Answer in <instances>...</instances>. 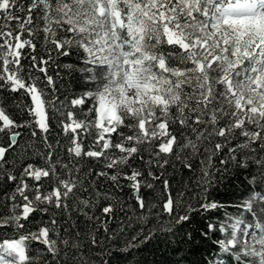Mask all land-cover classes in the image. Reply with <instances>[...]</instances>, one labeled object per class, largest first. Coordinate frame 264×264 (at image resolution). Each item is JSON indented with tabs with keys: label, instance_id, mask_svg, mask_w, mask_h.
Returning a JSON list of instances; mask_svg holds the SVG:
<instances>
[{
	"label": "trees",
	"instance_id": "trees-1",
	"mask_svg": "<svg viewBox=\"0 0 264 264\" xmlns=\"http://www.w3.org/2000/svg\"><path fill=\"white\" fill-rule=\"evenodd\" d=\"M243 1L247 0H200V8L204 10L211 4L224 10ZM164 2L165 6L150 13L157 26L146 24L144 28L141 45L146 58L137 71L139 83L147 86L151 93L160 95L164 103L148 104L141 110L120 106L121 121L117 127L121 128L118 132L122 131L126 136L130 135L132 141L140 142L137 144L138 153L129 158L127 165L104 169L109 176L120 173L118 181L113 182L98 175L103 168L102 161L70 159L69 145L64 142L61 128L51 121L49 142L56 144L59 141V147L52 152V162L59 172L60 163L55 160L59 153L60 161L72 166V175L64 178H79L85 189L69 198L67 210L50 211L58 222L61 238L75 240L74 235L66 233L80 232V242L83 243V234L87 232L88 239L95 237L99 241L89 248L82 246L77 253L85 260L90 258L91 264H248L234 253V247L228 243L233 225L243 216L252 223L259 221L264 224V113L237 106L236 97L226 82L223 65L195 43L194 32L185 33L184 23L189 24L193 19L181 20L184 22L181 23L183 10L172 13L174 1ZM21 3L27 8L31 0H21ZM41 4L42 8L32 13L33 25L38 27L31 37L25 38H31L35 43L33 54L43 58L48 56L46 49L53 47L45 39L44 27L56 39L67 40L71 54L56 57L53 52L55 63L48 65L49 74L59 77L56 95L68 105L65 110L73 111L80 119L90 108L98 123L96 95L112 84L111 74L105 64L99 63L89 52L87 31L81 30L85 19L96 15V4L90 0H41ZM18 15L26 17L27 12ZM39 16L41 21L37 19ZM118 42L121 50L127 52L133 40L124 30H119ZM65 64L72 68L65 69ZM86 93L91 101L85 97ZM82 97L86 98L85 105H71L72 99ZM0 98L4 100L0 106L18 122L29 119L27 114L17 115L12 106V100L19 101L21 93L0 88ZM25 102L30 103L27 99ZM195 120L200 124L196 125ZM161 125H173L169 130L182 144L190 140L196 144L198 150L195 154L191 146L180 150L174 144L175 155L156 157L158 146L154 144L165 132ZM201 125L206 132H217L227 127L230 132L247 133L249 138L239 136L224 140L213 136L207 141L198 140L193 129ZM17 131L21 133L17 138L18 146H23L28 154L26 159L17 161V173L29 163L43 167L41 156L32 155L34 149L42 154L49 151L41 141L42 134L37 130V136L33 137L27 128ZM81 135L78 130V142ZM109 137L117 139L116 133H109L107 139ZM145 140L152 143L143 144ZM6 141L7 138L0 134V146ZM216 143L223 144V147L215 149ZM82 148L95 150L87 137ZM105 151L118 154V150ZM132 169H139L143 174L138 195L145 207L140 206L135 190L129 186L131 182L124 178ZM89 172L97 175L90 176ZM149 172L153 175L149 176ZM90 181H95V184H90ZM24 183L33 190L42 186L46 193L50 181L48 177L36 181L29 176ZM148 183L152 184L151 188L145 186ZM15 187L16 184L6 178L0 181V216L7 217L11 211L12 201L7 197ZM51 187L55 184L52 183ZM94 192L100 193L98 200L92 195ZM85 199L95 200V206L83 207L79 202ZM168 199H175L174 214H167L161 208ZM104 207L111 208L112 212L104 213ZM84 212L88 213L90 220ZM49 219L50 216L44 214L42 222L41 215L35 214L31 223L25 222L22 234L34 232ZM69 223L78 227L69 229ZM13 231L12 227L0 225V241L13 238ZM53 238H56L54 234ZM44 247L37 242L28 245V255L36 259V264H50L51 257L44 252Z\"/></svg>",
	"mask_w": 264,
	"mask_h": 264
},
{
	"label": "snow or ice",
	"instance_id": "snow-or-ice-1",
	"mask_svg": "<svg viewBox=\"0 0 264 264\" xmlns=\"http://www.w3.org/2000/svg\"><path fill=\"white\" fill-rule=\"evenodd\" d=\"M258 5L264 9V0H258ZM243 7L247 8L252 14L257 7L254 3H245ZM42 8L41 0H31L27 8L21 0H0V88L10 90L11 93H21L19 101L12 100V106L16 110L17 115L27 114L29 119L18 122L10 116L4 107L0 106V134L7 138L6 144L0 146V181L5 178L7 181L15 183L14 192L7 199L11 200V211L7 217L0 216V225L12 227L13 238L0 241V264H36V259L28 255V245L32 242L42 244L44 252L51 257L50 264H91L90 258L85 260L82 256H78L81 247L89 248L93 244H98L99 241L93 237L88 239L89 233L83 234V243H81L82 234L80 232L66 235L75 236V240L61 238L59 225L55 216L50 209L67 210L70 205L69 198H73V194L84 191L85 185L79 178L73 180L64 178L66 175H72V166L60 161V154L57 153L55 160L60 163V171L58 172L56 164L53 163L52 152H55L59 147V141L56 144L49 142V133L51 121H55L57 126L61 128L63 139L68 147L69 158H93L102 161L103 168L98 173L113 182H117L120 173L117 172L111 176L104 169H116L118 165H127L129 158L133 154L138 153V141H132L130 135H125L122 131L118 132L116 122L104 121L102 124L97 123L96 114L88 109L87 114L83 119L76 117L73 111L65 109L68 105L59 99L56 95L58 91L56 82L59 78L49 74L48 65L55 63V56H68L71 54V46L65 40L62 42L56 39L52 32H49L45 27L43 29L46 41L51 42L53 47L46 49L48 52L47 58L34 55L36 45L31 38L38 26L33 25L34 11H39ZM27 12V16L18 15V13ZM230 9H225V13H229ZM41 21V17H37ZM69 49V50H65ZM24 61H27L25 63ZM65 69H71L72 66L65 64ZM51 93V94H50ZM87 100L91 101L89 94H85ZM76 98L71 100L72 106L85 105L86 98ZM25 99L30 103H26ZM4 100L0 98V105ZM66 121H70L66 122ZM195 124L199 125L200 121L195 120ZM184 127L183 125H180ZM173 125H165L164 135L156 139L155 146H158V151H155V156L160 157L161 154H173V145L177 149L183 150L189 146L193 149V154L198 150L196 144L191 140L187 144H182L177 136L173 135L171 129ZM30 129L33 137L37 136V130L42 134L41 141L46 149L47 154H42L38 150H33L32 155L41 156L44 166L35 167L33 164H27L19 173H17V161H22L27 158L23 146H18L17 138L21 135L17 129ZM78 130L83 135L77 140ZM198 140H210L213 136L223 138L224 140L235 139L243 136L248 139L249 134L237 130L229 131L227 127L217 132H206L203 130V125L199 128H194ZM116 133L117 139L109 137L105 139V134ZM88 138V143L95 146V150L82 148L84 138ZM162 138H164L162 140ZM145 143H152L151 140H145ZM31 146V144L29 145ZM223 144L216 143L215 149H220ZM118 150L108 153L105 150ZM9 155L12 159L9 160ZM151 164V160L148 161ZM167 163V160L164 161ZM8 166V167H6ZM162 167V165H159ZM78 171V169H77ZM149 176L153 173L149 172ZM88 175L94 176L96 173L89 172ZM142 172L139 169H132L129 174H125V179L130 181V187L135 190L137 200L141 207H145L142 198L139 197L140 183ZM33 177L36 181H41L42 177H48L50 184L49 190L44 193L43 188L36 187L34 190L24 183L25 178ZM54 183L55 187H51ZM94 185L95 181H90ZM148 188L152 187L151 183L145 185ZM26 189L28 191H26ZM31 192V195H29ZM98 200L100 193L92 194ZM105 199L107 197H104ZM83 207L87 208L90 205L95 206V200H81L79 202ZM163 211L167 214L176 212L175 199H168L166 203L161 205ZM104 213H111L109 207L103 208ZM39 213L41 221L44 214H48L50 219L42 226L37 227L34 232H29L27 235L22 234L26 227V223L32 222V217ZM89 220L88 213H83ZM179 219V216H177ZM43 222V221H42ZM78 225L69 223L67 228L74 229ZM53 234L56 238H53ZM39 251V250H38ZM63 257V259H61Z\"/></svg>",
	"mask_w": 264,
	"mask_h": 264
},
{
	"label": "rangeland",
	"instance_id": "rangeland-1",
	"mask_svg": "<svg viewBox=\"0 0 264 264\" xmlns=\"http://www.w3.org/2000/svg\"><path fill=\"white\" fill-rule=\"evenodd\" d=\"M95 2L96 15L86 18L81 30L87 31L89 52L105 64L111 74L112 84L97 93L99 103L98 123L121 121L120 106L141 110L147 104L164 103V99L151 93L139 83L137 71L146 58L142 40L146 24L157 26L150 13L165 6V0H90ZM174 1L171 12L183 10L186 34L194 32L193 39L208 55L216 58L225 69L226 82L236 97L239 107L264 113V9L258 1L247 0L225 9L209 4L200 8V0ZM177 2V3H175ZM245 3L257 4L250 14ZM97 16V17H96ZM87 23V24H86ZM154 28V27H153ZM119 30H124L133 40L131 49L124 52L118 42ZM206 48V50H205ZM162 130L165 129L161 125ZM105 134V139H107ZM245 216L233 225L229 246L248 264H264V224L250 223Z\"/></svg>",
	"mask_w": 264,
	"mask_h": 264
},
{
	"label": "clouds",
	"instance_id": "clouds-1",
	"mask_svg": "<svg viewBox=\"0 0 264 264\" xmlns=\"http://www.w3.org/2000/svg\"><path fill=\"white\" fill-rule=\"evenodd\" d=\"M145 99H146V105L145 106L147 107L148 106V104H147V98H145Z\"/></svg>",
	"mask_w": 264,
	"mask_h": 264
},
{
	"label": "bare ground",
	"instance_id": "bare-ground-1",
	"mask_svg": "<svg viewBox=\"0 0 264 264\" xmlns=\"http://www.w3.org/2000/svg\"><path fill=\"white\" fill-rule=\"evenodd\" d=\"M89 13V12H88ZM107 86V85H106Z\"/></svg>",
	"mask_w": 264,
	"mask_h": 264
}]
</instances>
